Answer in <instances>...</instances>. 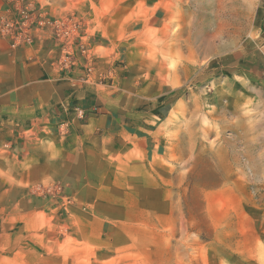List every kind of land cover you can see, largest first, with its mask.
<instances>
[{
  "label": "rangeland",
  "instance_id": "374dc122",
  "mask_svg": "<svg viewBox=\"0 0 264 264\" xmlns=\"http://www.w3.org/2000/svg\"><path fill=\"white\" fill-rule=\"evenodd\" d=\"M33 2L123 53V123L144 143L123 159V207L48 187L0 264H264V0Z\"/></svg>",
  "mask_w": 264,
  "mask_h": 264
},
{
  "label": "crops",
  "instance_id": "0c3cea01",
  "mask_svg": "<svg viewBox=\"0 0 264 264\" xmlns=\"http://www.w3.org/2000/svg\"><path fill=\"white\" fill-rule=\"evenodd\" d=\"M7 7L0 0V15ZM105 43L90 41L89 58L101 73L119 72L112 84L95 80L79 54L75 66L59 65L57 43L47 36L16 48L0 37V248L26 243L48 187L65 188L73 202L123 207V159L144 140L124 126L123 53L100 51ZM74 106L85 119L74 118Z\"/></svg>",
  "mask_w": 264,
  "mask_h": 264
},
{
  "label": "built area",
  "instance_id": "2783aa9c",
  "mask_svg": "<svg viewBox=\"0 0 264 264\" xmlns=\"http://www.w3.org/2000/svg\"><path fill=\"white\" fill-rule=\"evenodd\" d=\"M80 30L81 24L74 18L51 15L33 0H8L7 9L0 15V37L7 39L13 48L30 44L39 36L55 38L60 53L59 64L63 67L71 66L80 56L89 59L87 62L92 65L88 45L80 40ZM88 71L91 73L92 66ZM73 112L77 120L86 117L81 106H74ZM68 126V122H63L62 131Z\"/></svg>",
  "mask_w": 264,
  "mask_h": 264
}]
</instances>
